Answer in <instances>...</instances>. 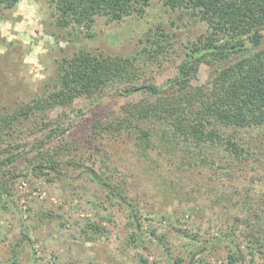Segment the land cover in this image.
<instances>
[{
  "label": "rangeland",
  "instance_id": "obj_1",
  "mask_svg": "<svg viewBox=\"0 0 264 264\" xmlns=\"http://www.w3.org/2000/svg\"><path fill=\"white\" fill-rule=\"evenodd\" d=\"M30 2L37 13L20 30L15 7L0 12L13 25L0 31V158L18 157L0 166V264H264V129H238V143L259 136L262 146L252 143L255 154L246 158L225 142L200 147V109L179 100L182 92L212 90L216 68L264 50V38L247 56L205 58L182 90L165 83L186 59V45L216 37L189 11L152 0L120 21L97 16L90 26L63 27L51 0ZM81 54L120 57L129 75L71 105L54 104L65 60ZM143 84L163 91L123 92ZM46 100L51 106L37 108ZM38 166L46 168L36 173Z\"/></svg>",
  "mask_w": 264,
  "mask_h": 264
},
{
  "label": "trees",
  "instance_id": "obj_2",
  "mask_svg": "<svg viewBox=\"0 0 264 264\" xmlns=\"http://www.w3.org/2000/svg\"><path fill=\"white\" fill-rule=\"evenodd\" d=\"M51 1L60 14L58 24L64 27L71 24L90 26L97 16H108L112 20L120 21L135 12L144 13L152 0ZM162 1L172 9H184L206 21L214 29L213 35L216 36L202 45H186L187 57L179 64L176 76L165 83L166 87L178 85L182 90L189 88L197 77L200 63L205 58L211 59L214 63L229 60L234 55L248 53L250 44L258 47L263 42L264 36L261 31L264 29V0ZM18 2L19 0H0V12L14 8ZM126 65L120 57L100 59L90 54L75 55L65 60L61 70V88L58 95L52 98L56 102L54 104L71 105L78 97L90 94L110 81L120 79L128 72ZM215 73L212 90L200 87L189 94L182 92L179 100L186 99L187 107L191 110L198 107L200 109H197L199 123L194 127L198 146L207 147L210 144L225 142L226 150L231 155L246 158L255 154L252 152V143L257 145L259 150L262 148L258 143L259 136L252 137L250 142L243 141V144L235 139L238 138V129H248L249 132L264 129V50L249 58L244 57L243 60L225 69L216 68ZM162 91L163 88L156 85L143 84L140 87L132 85L123 92L127 94L143 92L148 96H156ZM47 104L51 106L52 102L39 101L37 108L46 109ZM228 127L235 128V131H232L233 137L224 138L223 133ZM3 152L1 150L0 155ZM17 158L16 154L0 158V166L11 164ZM52 165L51 169H55ZM44 168L46 167L38 166L34 171L37 173ZM85 170L101 188L128 205L122 192L108 183L94 168L87 167ZM23 176L17 174L14 178ZM136 228L138 231L137 225ZM240 258L244 259L243 254ZM181 262V259L176 261L177 264Z\"/></svg>",
  "mask_w": 264,
  "mask_h": 264
},
{
  "label": "clouds",
  "instance_id": "obj_3",
  "mask_svg": "<svg viewBox=\"0 0 264 264\" xmlns=\"http://www.w3.org/2000/svg\"><path fill=\"white\" fill-rule=\"evenodd\" d=\"M38 10V5L30 2V0H19V2L15 6V10L11 13L13 18L16 17H24V23L17 25V30H20L24 27L25 23H30L34 15H36ZM11 21H0V31H3L5 35L9 29L12 28ZM39 51V50H37ZM34 62V61H30Z\"/></svg>",
  "mask_w": 264,
  "mask_h": 264
},
{
  "label": "water",
  "instance_id": "obj_4",
  "mask_svg": "<svg viewBox=\"0 0 264 264\" xmlns=\"http://www.w3.org/2000/svg\"><path fill=\"white\" fill-rule=\"evenodd\" d=\"M137 221V220H136ZM137 226L139 227V224L137 223Z\"/></svg>",
  "mask_w": 264,
  "mask_h": 264
}]
</instances>
